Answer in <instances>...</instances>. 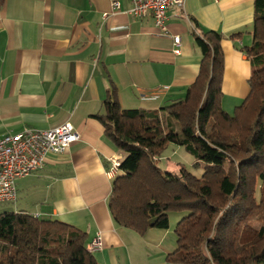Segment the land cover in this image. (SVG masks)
<instances>
[{
    "label": "crops",
    "instance_id": "0c3cea01",
    "mask_svg": "<svg viewBox=\"0 0 264 264\" xmlns=\"http://www.w3.org/2000/svg\"><path fill=\"white\" fill-rule=\"evenodd\" d=\"M113 1L0 5V138L65 122L81 133L67 151L17 179L15 205L85 230L88 244L100 237L103 248L93 254L101 264H181L168 260L177 248V223L139 233L114 221L107 170L121 153L95 115L104 112L113 87L124 108H158L183 98L200 72L195 36L202 29L224 36L223 108L241 104L253 71L242 47L253 41L255 0H184L168 10L164 31L152 15L125 12L129 0H118L116 11Z\"/></svg>",
    "mask_w": 264,
    "mask_h": 264
},
{
    "label": "trees",
    "instance_id": "16d2710c",
    "mask_svg": "<svg viewBox=\"0 0 264 264\" xmlns=\"http://www.w3.org/2000/svg\"><path fill=\"white\" fill-rule=\"evenodd\" d=\"M6 0H0L2 5ZM222 33L202 29L203 59L186 95L158 108H124L113 87L95 117L122 159L108 198L117 225L144 233L169 228L178 212L181 264H264V0H255L253 41L242 47L253 65L249 93L233 114L222 106ZM170 143L204 165L174 173L159 160ZM0 264H101L87 232L27 211L0 213Z\"/></svg>",
    "mask_w": 264,
    "mask_h": 264
},
{
    "label": "built area",
    "instance_id": "2783aa9c",
    "mask_svg": "<svg viewBox=\"0 0 264 264\" xmlns=\"http://www.w3.org/2000/svg\"><path fill=\"white\" fill-rule=\"evenodd\" d=\"M130 6L125 12L137 18L152 15L155 24L166 30L170 21L168 10L181 6L184 0H129ZM121 8L118 0L112 2L114 11ZM175 52L181 51V37L176 35ZM81 139L80 131L71 123L65 122L50 129H25L0 138V202L17 199V179L25 177L46 164L50 155L61 154ZM122 155L111 157L108 175L114 177L119 170ZM39 217L38 214H35ZM103 248L100 237L88 244L92 252Z\"/></svg>",
    "mask_w": 264,
    "mask_h": 264
},
{
    "label": "rangeland",
    "instance_id": "374dc122",
    "mask_svg": "<svg viewBox=\"0 0 264 264\" xmlns=\"http://www.w3.org/2000/svg\"><path fill=\"white\" fill-rule=\"evenodd\" d=\"M224 105V107L230 108L229 110L231 111H229V113L233 114L235 105L233 103L230 105L228 102H226ZM158 163L161 167L165 168L167 166L168 170L174 173L179 172L181 165L199 177L202 176L204 172L203 163L196 160V158L189 151H187L184 146L174 143H170L166 146ZM15 203V201L0 202V213L5 211H16V209H18V211H23L20 205H17L16 207ZM181 215L182 214H179L178 212H170L171 224H176L180 220ZM43 217L51 218L49 216Z\"/></svg>",
    "mask_w": 264,
    "mask_h": 264
}]
</instances>
